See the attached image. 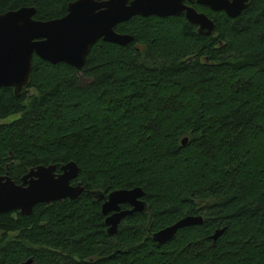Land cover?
I'll return each mask as SVG.
<instances>
[{"label": "trees", "instance_id": "obj_1", "mask_svg": "<svg viewBox=\"0 0 264 264\" xmlns=\"http://www.w3.org/2000/svg\"><path fill=\"white\" fill-rule=\"evenodd\" d=\"M73 1L0 0V14L52 20ZM192 6L213 34L183 14L135 16L115 28L133 40H99L79 72L33 56L19 95L0 88V176L73 161L85 188L29 216L0 213V264H264V0L235 18ZM136 187L146 211L108 235L91 193ZM188 215L203 223L152 239Z\"/></svg>", "mask_w": 264, "mask_h": 264}, {"label": "water", "instance_id": "obj_2", "mask_svg": "<svg viewBox=\"0 0 264 264\" xmlns=\"http://www.w3.org/2000/svg\"><path fill=\"white\" fill-rule=\"evenodd\" d=\"M187 2L196 1L213 11H223L235 18L247 7L248 0H75L68 4L67 14L52 20L34 18V7H22L0 14V88L11 87L19 95L27 85L32 58L37 56L51 64L65 63L79 72L85 65L92 46L99 40L120 46L128 45L133 36L115 31L118 24L135 16L159 18L185 15L187 21L198 27L202 35H211L215 25L211 18L199 13ZM184 138L182 144L187 143ZM79 167L70 161L59 167L55 164L30 168L16 183L6 172L0 176V213L19 211L23 216L32 214L37 204L76 200L85 190L78 178ZM102 200L101 212L105 217L107 234L118 231L122 219L134 213H144V191L139 188L120 189L106 197L91 193ZM128 205L129 209H122ZM202 216L188 215L152 235L161 244L171 240L182 228L201 225ZM222 230H216L215 240ZM28 259L22 264H32Z\"/></svg>", "mask_w": 264, "mask_h": 264}, {"label": "flooded vegetation", "instance_id": "obj_3", "mask_svg": "<svg viewBox=\"0 0 264 264\" xmlns=\"http://www.w3.org/2000/svg\"><path fill=\"white\" fill-rule=\"evenodd\" d=\"M186 3L188 4V5H190V6H192V3H189V2H187L186 1ZM193 3H197L196 1H194ZM198 4V3H197ZM198 5H200V4H198ZM202 6H204V5H202ZM193 7V6H192ZM197 11V10H196ZM197 12H199V11H197ZM199 13H202V12H199ZM182 15V14H181ZM180 15V16H181ZM184 15V14H183ZM185 16V15H184ZM196 26V25H195ZM197 27V26H196ZM197 29H198V27H197ZM128 206V205H127ZM130 207L128 206L126 209H129Z\"/></svg>", "mask_w": 264, "mask_h": 264}, {"label": "rangeland", "instance_id": "obj_4", "mask_svg": "<svg viewBox=\"0 0 264 264\" xmlns=\"http://www.w3.org/2000/svg\"><path fill=\"white\" fill-rule=\"evenodd\" d=\"M11 119H12V118L8 119V121L11 120Z\"/></svg>", "mask_w": 264, "mask_h": 264}]
</instances>
